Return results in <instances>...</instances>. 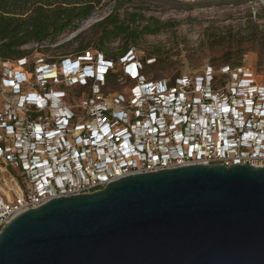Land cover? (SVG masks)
<instances>
[{
	"label": "built area",
	"instance_id": "obj_1",
	"mask_svg": "<svg viewBox=\"0 0 264 264\" xmlns=\"http://www.w3.org/2000/svg\"><path fill=\"white\" fill-rule=\"evenodd\" d=\"M132 50L119 58L134 82L129 95L102 92L112 61L86 51L35 63L1 61L0 232L49 200L102 191L129 175L189 165L264 167V85L226 65L234 82L215 84L211 68L191 80L146 81ZM90 86L76 106L48 86ZM26 86V87H25ZM3 186V188H2Z\"/></svg>",
	"mask_w": 264,
	"mask_h": 264
},
{
	"label": "water",
	"instance_id": "obj_2",
	"mask_svg": "<svg viewBox=\"0 0 264 264\" xmlns=\"http://www.w3.org/2000/svg\"><path fill=\"white\" fill-rule=\"evenodd\" d=\"M0 264H264V167L195 164L54 198L1 230Z\"/></svg>",
	"mask_w": 264,
	"mask_h": 264
},
{
	"label": "rangeland",
	"instance_id": "obj_3",
	"mask_svg": "<svg viewBox=\"0 0 264 264\" xmlns=\"http://www.w3.org/2000/svg\"><path fill=\"white\" fill-rule=\"evenodd\" d=\"M111 5L110 0L104 1L88 18L58 36L52 44L20 48L27 52V64L20 71L26 75L29 87L34 82L29 70L41 60L54 63L59 70L61 62L74 60L80 43L87 42L91 45L88 52L98 54L95 46L100 31L96 24L110 12ZM129 9L141 11L145 17H155L161 25L157 34L143 35L130 45L134 61L142 62L141 74L146 81L172 82L181 77L191 80L211 68L215 84L231 83L235 70L224 74L222 69L236 64L242 69L238 77L248 72L257 85H264V58L253 50L254 37L264 32V0H134ZM122 44L123 40L115 39L104 44L109 55L102 53L113 65L101 90L112 96L129 95L134 84L125 77L124 65L118 63ZM16 66L11 63L5 67L0 63V94L5 71L16 70ZM47 89L63 91L64 103L71 107L80 104L91 87L51 85Z\"/></svg>",
	"mask_w": 264,
	"mask_h": 264
},
{
	"label": "trees",
	"instance_id": "obj_4",
	"mask_svg": "<svg viewBox=\"0 0 264 264\" xmlns=\"http://www.w3.org/2000/svg\"><path fill=\"white\" fill-rule=\"evenodd\" d=\"M104 1L106 0H0V62L25 57L27 52L20 48L26 45L54 43L58 36L74 29L78 22L88 18ZM110 2V12L96 24L100 34L95 50L101 55H109L104 44L121 39V58L141 36L159 32L161 25L158 19L145 17L141 11L129 9L134 0ZM253 42V50L264 58V32L255 36ZM90 46L89 42L80 43L77 55L88 51ZM109 77L110 75L107 76V81Z\"/></svg>",
	"mask_w": 264,
	"mask_h": 264
}]
</instances>
